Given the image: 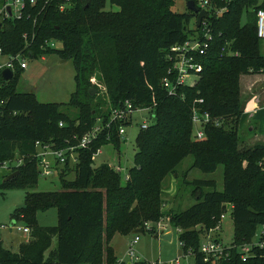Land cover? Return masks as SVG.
Segmentation results:
<instances>
[{
  "label": "trees",
  "instance_id": "trees-1",
  "mask_svg": "<svg viewBox=\"0 0 264 264\" xmlns=\"http://www.w3.org/2000/svg\"><path fill=\"white\" fill-rule=\"evenodd\" d=\"M108 1L117 10L105 11L104 0H71L59 12L60 1L36 0L21 18L0 22V56L8 58L13 73L9 81L0 75V169L8 172L0 177V189H34L40 177L35 143L56 150L77 146L100 120L98 137L76 150L77 163L56 172L61 190L27 192L25 204L15 209L12 218L24 222L29 239L16 253L0 242V264H115L114 236L136 229L145 233L144 223L160 219L178 231L183 253H194L193 264H264V249L256 247L244 260L233 250L228 259L214 263L204 262L198 252L202 238L228 211L234 246L252 243L256 231L264 229V144L242 146L238 133L240 76L264 74V42L256 34V14L264 11V0H206L211 41L204 55L194 56L201 72L193 87L181 86L174 95L162 86L172 66L169 51L194 37L202 40L197 14L174 12L176 0ZM47 54L72 61L76 86L67 107L73 114L59 104L39 103L32 93L16 92L19 59ZM126 101L153 117L135 137L137 152L123 181L115 166L94 168L93 157L107 145L119 150L124 141L119 128L131 124L106 126L111 110ZM193 109L221 122L205 125L202 140L195 136ZM188 156L192 169L204 174L221 165L223 190L216 191L213 181H185L195 203L177 212L165 208L166 182L179 177L177 167ZM72 172L74 179L66 180ZM51 207L57 211L56 226H38L35 211Z\"/></svg>",
  "mask_w": 264,
  "mask_h": 264
},
{
  "label": "rangeland",
  "instance_id": "rangeland-1",
  "mask_svg": "<svg viewBox=\"0 0 264 264\" xmlns=\"http://www.w3.org/2000/svg\"><path fill=\"white\" fill-rule=\"evenodd\" d=\"M104 1L105 11L117 10L115 6L110 5L108 0ZM172 10L179 14L186 13V1L176 0ZM194 26L195 20L191 22L190 28L192 29ZM56 48L61 49V45L56 44ZM24 61L27 64V69L20 71L18 74L16 92L21 94L32 93L39 103L59 104L62 105L61 109L63 112H69V114H73V111H70L67 107L70 96L75 91L76 86L74 80L75 71L72 61L60 59L57 54H47L37 58L25 57ZM7 62L8 58L0 56L1 64H6ZM242 76H240L241 82H245L246 78H241ZM246 76H251V74ZM96 82L97 81L94 79L91 80V83L95 87L99 86V84H96ZM244 84L239 85L242 102L245 98ZM100 89L103 88L100 87ZM257 91H259L260 96L264 95V83L259 88H257ZM251 108L252 103L250 102L248 103L245 113L242 114L238 126L239 137L243 139V143L241 144L245 147L253 145L252 142H249L248 140V137L252 136V133L248 132L246 125L247 114ZM151 117H153V115L149 111L134 112L132 115L131 125L124 129V141L121 142L119 150H116L112 145L102 147L100 149V153L93 157V167L96 168L102 164H107L112 167L119 165L123 169H128L132 165L133 157L137 152L135 146V137L140 130L142 123H150L152 121ZM257 120L261 123L259 127V130H261L262 124L264 122V112L258 116ZM262 130H264V127ZM177 172L179 175L178 178L170 176L166 182L168 196L166 197L167 200L165 208L173 207V210L178 212L189 208L195 203V199L191 196L192 187L185 184V181H213L216 191L221 192L223 190V167L221 165H219L214 172L204 174L197 169H192V157L188 156L177 167ZM7 173L8 172L6 170L0 169V177ZM74 176V172H72L66 177V180H73ZM177 188L179 190L178 196L173 197ZM59 190H61L60 178L56 172L49 177H39L38 184L34 189H0V242L4 249L16 253L20 244L25 243L29 239V234L18 230V228H24V222L22 220L12 218L15 209L25 204L27 192H50ZM169 196L170 198L172 197L171 200L169 199ZM224 214L225 217L222 220L220 231H218V233L212 234L217 235L221 242L230 243L233 239V222L230 216V211ZM14 215L19 216L18 213H15ZM35 223L40 227L56 226V208L51 207L44 210L37 209L35 211ZM164 223L167 224V220H165ZM168 230L170 233H172V238L170 241L161 240L160 237L154 238L155 235H152L148 232L139 234V241L134 246L139 258L149 263L174 264L175 260L179 259V264H193V256L186 257V254L183 253L182 247L180 246L178 240V231L169 226ZM260 231L261 229L256 231L252 239L253 243L256 242V238L260 234ZM115 236L117 238H115V240L112 239L113 243L111 241L110 245H112L111 247H115L117 249L118 255H120L119 257L124 258L128 263L131 259H129L125 253L128 249L129 241L132 239L133 235ZM54 246L55 241H53L52 244V247Z\"/></svg>",
  "mask_w": 264,
  "mask_h": 264
},
{
  "label": "built area",
  "instance_id": "built-area-1",
  "mask_svg": "<svg viewBox=\"0 0 264 264\" xmlns=\"http://www.w3.org/2000/svg\"><path fill=\"white\" fill-rule=\"evenodd\" d=\"M0 22L6 19H19L23 16V11L27 6H34L36 0H0ZM52 1V0H49ZM58 11L63 12L69 5L71 0H58ZM195 5L198 7L199 11H207L208 2L206 0H196ZM9 9V11H8ZM219 11L218 13H221ZM256 34L259 40L264 42V11L259 10L256 14ZM206 19H203L201 22L203 37L202 40L198 37H194L186 41L183 45L174 46L170 48L168 58L172 61L171 68L167 71L168 77L162 79V86L166 89L168 95H174L176 90L181 86L193 87L198 80V74L201 72V66L195 61L194 56L204 55L207 51L209 41H211V36L208 33L206 27ZM1 55V50H0ZM19 66L22 70L27 69V64L24 60H19ZM5 68L11 70L12 64L8 61L6 64L0 63V73ZM174 77V81L170 78ZM197 103H202V100L196 101ZM136 111H148V110H137L133 109L129 102H125L123 108L113 109L110 113L108 127L111 123H130L132 120V115ZM220 120L212 119L207 112H200L196 109L192 111V124L195 128V136L197 140H202L203 138V129L205 125L211 124L215 127L220 125ZM150 123L144 122L140 126V129H146ZM61 127L62 124L60 123ZM125 127L122 126L119 128L118 134L123 139ZM100 132V120L97 122L96 126L93 127L91 131L83 135L80 139L77 146H70L65 149H53L49 144L36 142L35 143V158L38 161V169L40 177H49L52 176L55 172H60V170L67 164L70 167H73L77 163L76 150L87 148L91 142H93ZM100 153V150H97L95 155ZM94 155V156H95ZM1 168H6V165H3ZM115 172L122 173L123 181L128 180L127 170L121 168L119 165L114 167ZM225 214L220 216L219 222L217 225L210 229L204 238H202L199 246L198 252L202 255V259L206 263H214L220 260L228 259L231 251L236 250L240 254L242 260L246 259L250 255V251L253 247H256L260 250L264 249V229H261L260 234L256 238L255 243H248L239 247L230 243H223L212 233H218L221 228L222 220L224 219ZM165 219H160L157 222L144 223L143 229L157 236V238L162 235L169 233L168 226L170 225L164 223ZM18 230L23 233L29 234V229L18 228ZM138 235H134L129 242L128 249L125 255L131 259L128 263L124 258L116 259L115 264H133V263H143V264H158V263H149L143 261L139 258L136 253L134 246L138 243ZM186 257L194 256V253L189 249L185 252ZM179 259H176L174 264H179Z\"/></svg>",
  "mask_w": 264,
  "mask_h": 264
},
{
  "label": "crops",
  "instance_id": "crops-1",
  "mask_svg": "<svg viewBox=\"0 0 264 264\" xmlns=\"http://www.w3.org/2000/svg\"><path fill=\"white\" fill-rule=\"evenodd\" d=\"M241 78H246L245 82H241L240 79V85L245 83V98L242 102L243 114L248 107V103H252V108L248 111L246 119L247 130L249 133H252V136H249L248 140L249 142H252L253 145L264 144V130H262L264 127V122L262 124L261 130H259L261 123L257 120L258 116L264 112V95L260 96L259 91H257V88H259L264 83V75L256 74L251 76H242ZM115 238L117 237L115 236L113 240H115ZM112 249L114 251L115 258L120 259L117 249L115 247H112Z\"/></svg>",
  "mask_w": 264,
  "mask_h": 264
},
{
  "label": "water",
  "instance_id": "water-1",
  "mask_svg": "<svg viewBox=\"0 0 264 264\" xmlns=\"http://www.w3.org/2000/svg\"><path fill=\"white\" fill-rule=\"evenodd\" d=\"M186 6H187L188 11H191V12L197 14V16H196V27L199 28L202 20L207 19V17H208L207 13L205 11H198V9L195 7V4L193 1H188L186 3ZM8 11H9V9H8ZM0 75L4 81H9V80H11L13 73L10 69L5 68L4 70L1 71ZM94 94H95V90L91 88L89 91V95L93 96ZM16 175H17L16 172L13 174H10L9 176H7L3 180V182L11 180ZM131 234L132 235L142 234V230H140V229L133 230ZM154 238H157V236H154ZM160 238H161V240H164V241H170L171 240V233L170 232L166 233V234L162 235Z\"/></svg>",
  "mask_w": 264,
  "mask_h": 264
}]
</instances>
